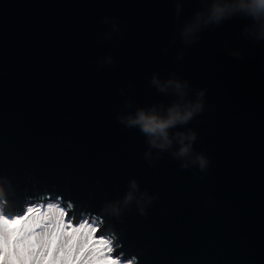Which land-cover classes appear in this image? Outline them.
Segmentation results:
<instances>
[{
  "label": "water",
  "instance_id": "obj_1",
  "mask_svg": "<svg viewBox=\"0 0 264 264\" xmlns=\"http://www.w3.org/2000/svg\"><path fill=\"white\" fill-rule=\"evenodd\" d=\"M212 2L0 0V186L14 209L18 195L47 193L101 213L135 180L146 215L136 199L105 215L121 251L146 264H264V39L236 14L185 43ZM154 75L187 82L182 102L204 91L163 152L118 119L180 101ZM177 132L196 134L181 158Z\"/></svg>",
  "mask_w": 264,
  "mask_h": 264
},
{
  "label": "clouds",
  "instance_id": "obj_2",
  "mask_svg": "<svg viewBox=\"0 0 264 264\" xmlns=\"http://www.w3.org/2000/svg\"><path fill=\"white\" fill-rule=\"evenodd\" d=\"M236 14H242L250 17L253 21L251 28L246 29L250 34H254L256 39H264V0H213L207 14L197 12L193 22L187 24L182 32L185 43L192 37L200 27L209 24L219 25L225 19ZM239 55V52L233 53ZM108 62L112 60L109 57ZM151 84L157 88L160 93H168L171 89L179 97L180 101L174 102L165 111H158L155 106L145 109L138 108L134 114L118 117L120 123L127 128H138L147 138L149 149H158L161 152L167 151L172 147L173 137L170 135V129L177 125L188 123L194 115L203 111L204 105L201 99L204 91L201 90L194 102H182L187 95V82H181L176 79L161 81L155 75L152 77ZM163 109V105L160 106ZM175 139L178 140L179 150L173 155L177 158L187 156L191 151V142L196 139L194 132H177ZM188 141V143H185ZM151 152L145 153V159H148ZM199 167L203 170L208 166V160L205 156L196 157ZM187 167V165H182ZM138 190L135 180L130 182V190L127 192L123 201L109 202L101 209V213H85L81 215L83 219L79 222L81 225H89L94 233H100L106 246L111 249L110 253L115 256L112 258L115 264H139L137 256L125 258V253L119 251L123 245L119 242L120 237L115 230L109 227L104 231L105 215L119 217L122 213V205L129 206L136 197L134 192ZM43 200L48 203L30 204L25 208L23 216L10 214L8 212L9 201L6 198V192L3 186H0V225L5 221L24 220L26 223L33 224V227L26 231L19 239L18 243L27 244V251L16 257L14 262L8 258L0 261V264H75V255H70L71 240L76 236V230L71 235L66 228L71 225L73 218L69 213L73 212L76 205L72 200L65 201L63 195H56L55 200L51 194H46ZM151 197L147 202L151 201ZM140 214L146 215L144 206L139 199H136ZM66 205V206H64ZM31 214V215H29ZM4 234L0 232V237ZM54 242V247L52 246ZM115 253H118L117 255ZM109 254V251H108ZM110 256V255H109Z\"/></svg>",
  "mask_w": 264,
  "mask_h": 264
},
{
  "label": "snow or ice",
  "instance_id": "obj_3",
  "mask_svg": "<svg viewBox=\"0 0 264 264\" xmlns=\"http://www.w3.org/2000/svg\"><path fill=\"white\" fill-rule=\"evenodd\" d=\"M33 227V224L26 223L24 220H15L11 222L5 221L0 225V232L4 234L0 237V261L8 258L10 262H14L18 255H22L27 251V244L18 243L20 237L29 229ZM77 232L79 229L76 230ZM71 235V233H69ZM77 236H73L71 240V247L69 250L70 255H75V264H80V260L84 257L85 253L88 251L89 244H81L77 246ZM105 244L104 241H101ZM54 247V242L53 245ZM109 253L111 249L108 248ZM97 264H115V261L109 256L107 260L98 261Z\"/></svg>",
  "mask_w": 264,
  "mask_h": 264
},
{
  "label": "rangeland",
  "instance_id": "obj_4",
  "mask_svg": "<svg viewBox=\"0 0 264 264\" xmlns=\"http://www.w3.org/2000/svg\"><path fill=\"white\" fill-rule=\"evenodd\" d=\"M42 189L44 190L43 187H42ZM46 194L41 195L40 193H36V194H31V195H29V194L18 195L17 197L20 200V202H18V204L24 203V205H22L21 208L19 206V210H15V209L11 210V209H9V206H8V212L10 214L23 216L26 206H28L30 204H39L41 202L48 203L49 201L42 199ZM29 215H31V214H29ZM70 218L74 219V217L72 215L70 216ZM85 226H87L91 231H88L87 233L83 232V230L81 229V224L79 222L77 224H74L73 221H72L71 225L66 228V231L69 233H72L74 230L79 229L78 232L76 231V236L78 237L77 245H81L82 243L88 242L91 239V234L94 235L93 239L103 241L101 235L97 236L96 233H94V230L91 229L89 225L85 224ZM71 229H72V232H71ZM109 255L111 258H113L115 256L113 253H109Z\"/></svg>",
  "mask_w": 264,
  "mask_h": 264
},
{
  "label": "trees",
  "instance_id": "obj_5",
  "mask_svg": "<svg viewBox=\"0 0 264 264\" xmlns=\"http://www.w3.org/2000/svg\"><path fill=\"white\" fill-rule=\"evenodd\" d=\"M81 229L83 230V232L86 233L88 231H91L85 225H81ZM93 236L94 235L91 234V239L88 242H86L89 244V248L88 251L85 253L84 257L81 258L80 264H97L98 261H104L109 258L108 247L106 246V244H102L101 240L93 239ZM77 246L79 247V245Z\"/></svg>",
  "mask_w": 264,
  "mask_h": 264
},
{
  "label": "bare ground",
  "instance_id": "obj_6",
  "mask_svg": "<svg viewBox=\"0 0 264 264\" xmlns=\"http://www.w3.org/2000/svg\"><path fill=\"white\" fill-rule=\"evenodd\" d=\"M8 201H9V204H11L12 207H13V209H14L13 204L15 203V200H13V197L10 198V199L8 198ZM17 201H18V200H17ZM22 205H24V204H18V203H17V207H16L15 210H19V206H20V208H21ZM26 207H27V206H26ZM81 213H82V212L77 211V210H74L73 212H70V213H69V217H70L71 215L74 217V219H73V223H74V224H77L78 222H80V221L83 219V216L81 215ZM104 231H105V230H104ZM96 235H97V236H100L101 234H100V233H96ZM119 251H121V250H119ZM124 253H125V258H128V257H131V256L135 255V256H137L138 259H139V264H146V262H145V258H144L143 256H141L139 253H137L135 250H129V249H127ZM115 254L117 255L118 253H115Z\"/></svg>",
  "mask_w": 264,
  "mask_h": 264
}]
</instances>
